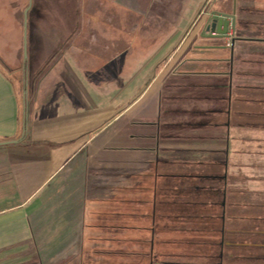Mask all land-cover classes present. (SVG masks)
I'll list each match as a JSON object with an SVG mask.
<instances>
[{"label": "crops", "instance_id": "1", "mask_svg": "<svg viewBox=\"0 0 264 264\" xmlns=\"http://www.w3.org/2000/svg\"><path fill=\"white\" fill-rule=\"evenodd\" d=\"M122 1L119 10L129 28L126 47H134L137 37L143 49L137 58L126 53L123 76L114 69L112 21L90 25L93 18L85 28L78 26L64 44L59 42L33 72L26 108L21 91L0 69V264H206L221 253L224 237L238 243L226 247V254L264 250V29L263 24H250L254 18L264 21V0H219L212 10L215 0H206L197 21L153 69L154 58L175 34L178 17L194 9V0ZM102 9H94L91 16ZM105 12L115 17L114 7ZM211 15L235 16L234 44L228 46L225 40L227 46L221 49L205 36L204 43L195 38L190 42L200 23L207 35ZM148 17L158 19L148 23ZM98 28L105 32L101 38ZM252 36L256 40H244ZM102 41V47L93 45ZM96 50L105 53L100 55L105 67L96 66L100 62ZM195 60H202L197 64L202 75L194 79L201 91L197 96L186 93L185 101L201 104L203 121L187 124L179 136L163 137L162 122L172 124L175 119L177 105L170 103L179 102L180 85L191 80L185 73L194 71ZM131 82L141 88L138 100L127 104L120 117L113 112L101 131L82 140L84 120L92 122L94 112L108 109L100 106L98 94L109 96L108 91L116 89L111 99L102 97L112 104ZM123 117L118 133L111 131ZM56 128L63 130L49 133ZM150 128L157 132L148 135ZM58 137L68 139L53 140ZM113 155L121 156L116 161L122 166L108 160ZM137 156L139 163L151 167H127ZM161 162L198 164L203 172H175ZM147 173L153 174L148 183L143 182ZM125 176L129 186H114ZM184 194L187 200H180ZM160 203L180 206L182 211L174 215L176 219L173 212L168 216L174 221L171 232L158 234L151 228L155 218L143 209L159 208ZM115 217L145 220L147 234L126 243L133 247L123 253L101 251L102 244L113 243L117 250L124 245L116 244L120 240L107 231L111 224H104ZM176 224L185 230L174 232Z\"/></svg>", "mask_w": 264, "mask_h": 264}, {"label": "rangeland", "instance_id": "2", "mask_svg": "<svg viewBox=\"0 0 264 264\" xmlns=\"http://www.w3.org/2000/svg\"><path fill=\"white\" fill-rule=\"evenodd\" d=\"M122 0H115L111 4L110 1L106 0H100L98 2H94V0H0V30L4 29V35L0 34V69L7 74L11 79L14 81L16 84V89L18 91H21L20 93L22 94L23 98L25 99V106L23 104V108H26L27 105V97H26V88L28 87V79H30V89H33V79H32V74L35 72L36 68L39 70V68L42 66V64L45 62L44 60H48L46 56H48V53H51L55 47L58 45V43H65V41L69 40L70 36L74 32V30L77 29V27L85 28L86 24H89V18L91 21L90 25H106L108 21H112V30L110 29V34L113 36L114 39V55H115V61L117 62L114 65V69L116 70L117 76H123L124 70L123 67L126 66V64L123 62L124 57L131 53L128 56H132V58H137L139 54L142 53L143 49H140L139 46V41L138 38L136 37L134 47L127 48L126 47V37H127V32L126 29H129L127 26V21L123 23V18H122V11L119 10V8L122 7ZM207 1L206 0H194V9H189L187 11L188 15L186 16H179V21L178 25L175 29V34H173V38L166 44L167 46L161 49L158 53V58H154V62L152 63V69L154 66V63L158 61V59L162 56L165 55L166 52H168L175 43H177L179 40L182 39L184 36L185 30H187L188 26L194 21V23L197 21L199 18V12L200 10H203L204 6L206 5ZM215 4H219V0H215L211 6V9H213ZM114 5V6H113ZM103 7L102 11H98L99 14L97 16L92 17L91 15L95 14L96 12L94 9L96 8H101ZM114 7V13L115 17H108L106 12L104 11L112 9ZM93 12H91V10ZM245 10L242 8L239 9V13L242 12L244 13ZM102 12V13H101ZM198 15V16H197ZM157 20L158 17H148V23H153L154 20ZM1 21H3L2 24ZM170 19L166 17L164 18V22H169ZM240 21V20H239ZM193 23V24H194ZM241 22H238L240 24ZM110 24V23H109ZM110 24V25H111ZM250 24H254L255 26H259L258 24L262 25L264 29V21L263 19L259 18H254L252 21H250ZM87 29V28H86ZM99 31L96 32L98 36L101 38V36L105 33L101 30L103 28H98ZM203 27L201 23L198 25L196 30L194 31V34L191 36V40H194L197 43H204L203 37ZM132 33V32H131ZM135 34V33H132ZM137 34L136 36H138ZM198 35V36H197ZM2 36H4V39H2ZM197 36V37H196ZM125 42V43H124ZM95 47H102L105 45L102 42H99L97 44H93ZM90 46H92L90 44ZM187 46H189V42L187 43ZM110 50V49H109ZM95 51V50H93ZM97 51V50H96ZM106 51V49H104ZM99 52V51H97ZM111 52V51H109ZM127 53V54H126ZM98 58L100 62L96 63V66L99 68L105 67L106 62L104 61V58H101L100 55L105 56V53H102L101 50L98 53ZM206 56H209L208 54ZM126 59V58H125ZM149 66V64L147 65ZM162 66V65H161ZM30 75V77H29ZM117 83V81H116ZM127 83V81H124V86ZM124 86H121L123 89ZM139 86V85H137ZM143 86V85H142ZM141 86V87H142ZM111 90V89H110ZM108 91L109 96H105L104 94L100 95L98 94L97 100H99V104L101 107H107V111L104 109H99L97 112H94L92 114V122H87L84 120L83 123V129H81L82 132V140L86 139V136H93L97 132L101 131L105 125H107L113 114L115 113V116H119L123 114L124 107L127 106L130 102H136L139 98V94L141 92V88L136 87L135 85L129 86L128 88L123 89V94L120 96L123 97H117L115 96L114 102L109 103L108 100L102 98L105 96V98H109L111 95L114 94L113 91ZM186 93L189 94V96L194 95L196 92L192 90L191 88L186 90H181L178 94L179 97L187 98ZM25 95V97H24ZM117 95V92H116ZM23 99V101H24ZM111 99V98H109ZM179 102L175 99L176 102L172 101L170 103L171 105L175 104L177 105L176 109L178 112L174 115H172L175 119H173L172 124L165 123V121L162 122L161 125V136H179L178 134H183L180 131L181 130H186L187 129V124H201L202 123V110H201V104H197L196 101H193L192 99L190 100L191 103L187 101H182L180 102V99L178 98ZM24 103V102H23ZM123 104V105H122ZM29 106V102H28ZM29 109V108H28ZM114 112V113H113ZM52 116L54 114H51ZM171 116V115H170ZM166 119L167 115L164 116ZM124 121V117L120 118L111 128V131H117V128L122 125ZM65 129V128H64ZM60 130H63L62 128L58 129H49V133L53 134L54 132H59ZM78 131V128H77ZM113 131V132H114ZM53 132V133H51ZM61 132V131H60ZM79 132V131H78ZM157 131L155 129H147L146 133L149 135L155 134ZM118 133V131L116 132ZM64 136V135H63ZM68 138L67 137H58V138H53V140H58V142H66ZM103 146V144H102ZM251 148H254L251 145H248ZM111 148V147H110ZM126 150H129L126 147H120ZM121 149V150H123ZM133 151V150H129ZM118 154V153H117ZM108 160L110 162H115V166H122L121 164L122 161H116L121 160V156L113 155V156H108ZM139 158H132L131 161H128L127 167L131 168H150L151 165L146 163L142 164L139 163ZM107 160L105 156H100L99 160ZM115 159V160H114ZM98 160V161H99ZM166 162H161V165L163 168L167 166L170 169H173L176 171H199L203 172L202 168L198 166V164H185V165H175L173 162L167 164H163ZM153 174L147 173V176H143L144 181L143 182H150L151 177ZM155 178V177H153ZM128 176L123 177L120 181H117L114 186L116 187H122L123 185H128L125 182H128ZM129 186V185H128ZM193 192V191H191ZM194 194V193H193ZM191 195V194H190ZM189 195V196H190ZM197 195V194H196ZM47 196V195H46ZM165 196V195H164ZM172 196V195H171ZM184 197H181L183 200H187L188 195L184 194L181 195ZM187 198H186V197ZM195 196V195H193ZM173 197V196H172ZM178 197V196H177ZM117 199H122V197H118ZM195 199H198L195 197ZM41 201V200H40ZM44 200H42L43 202ZM183 202V201H182ZM181 207H173V205H167L163 206L161 203L159 204V208L153 207V206H145L143 210H146V212H149L151 214L152 220L155 218L156 224L153 225L152 227L156 231V233L160 232H171L172 231V225L174 223L173 220H170V213L173 212L172 216L176 215V213L181 212L182 209ZM186 211H196L200 210L198 209H191V208H186L183 207ZM114 209V208H113ZM117 208H115L116 210ZM139 208L133 209V212L138 214ZM159 215H162L163 217H158ZM172 218V217H171ZM175 219L177 217H174ZM180 219H186V217H182ZM180 222H183L180 220ZM136 217L135 219H125L122 221V218H117L115 217L112 220L105 221L104 224L109 223L111 224L112 227L107 228V231L109 232V236L115 237L116 239H119L120 242L116 244H124V245L117 250L115 244H109L107 245H101V251H110L112 252H120L123 253L125 250H128L129 248H132V246L126 245V243L129 244V241L133 243V239H137L138 237H142L147 234V232L143 229L144 228V222ZM196 222L200 223L201 221L199 219L195 220ZM206 221V220H205ZM97 222H102L101 220H97ZM97 224V223H96ZM101 225L103 223H100ZM99 225V224H98ZM186 227L182 226H177L174 225V229L176 233L178 232H183ZM100 231H104V229H101ZM127 246V248H126ZM124 247V248H123ZM124 250H123V249ZM103 254V253H102ZM104 256L100 257V259H103ZM106 258V257H104ZM179 258H182L181 256ZM112 259V258H109ZM165 260V258H164ZM114 260H110V262H113ZM123 262V261H122ZM185 263V262H183ZM154 264H164L163 262H154Z\"/></svg>", "mask_w": 264, "mask_h": 264}, {"label": "flooded vegetation", "instance_id": "3", "mask_svg": "<svg viewBox=\"0 0 264 264\" xmlns=\"http://www.w3.org/2000/svg\"><path fill=\"white\" fill-rule=\"evenodd\" d=\"M236 40V38H234ZM227 39H224V41ZM225 45L224 47H226ZM226 223H223L222 230L226 231ZM232 231V230H230ZM238 244L234 239H223L221 243L222 251L218 256L210 258L206 264H264V250H254L250 254L239 255L235 253L226 254V247Z\"/></svg>", "mask_w": 264, "mask_h": 264}, {"label": "water", "instance_id": "4", "mask_svg": "<svg viewBox=\"0 0 264 264\" xmlns=\"http://www.w3.org/2000/svg\"><path fill=\"white\" fill-rule=\"evenodd\" d=\"M213 16L214 15L210 16L207 22V25H206V29L204 31V32H207V35H204L205 33H203V36L209 39H227L229 37L228 31L230 29V26L232 29H234L236 26L235 16L234 15L232 16L231 15H220L218 19L213 18ZM235 41L236 40L234 39L233 44L235 43Z\"/></svg>", "mask_w": 264, "mask_h": 264}, {"label": "trees", "instance_id": "5", "mask_svg": "<svg viewBox=\"0 0 264 264\" xmlns=\"http://www.w3.org/2000/svg\"><path fill=\"white\" fill-rule=\"evenodd\" d=\"M251 39H244V40H256V39H253L254 37H250ZM212 41H214L215 43L212 44V45H220V46H217L218 48H224L225 44H224V39H211ZM201 62L202 60H195V65H196V68L194 69V71H190L189 73H185V74H189L190 75V78L191 80H189V83L190 85H180V88H182L183 90L187 87L189 88H194V91L196 92L194 95L197 96L200 94V91L201 89V86L198 84L197 80H194L196 79L197 75H202V69H201ZM197 64H201L200 66H198ZM193 78V79H192ZM180 100H186L187 98H183V97H179ZM165 258V257H164Z\"/></svg>", "mask_w": 264, "mask_h": 264}, {"label": "built area", "instance_id": "6", "mask_svg": "<svg viewBox=\"0 0 264 264\" xmlns=\"http://www.w3.org/2000/svg\"><path fill=\"white\" fill-rule=\"evenodd\" d=\"M234 34L235 33H234L233 29L230 28V30L228 31L229 37L227 38L228 46H231V44L233 43L234 38H235V35Z\"/></svg>", "mask_w": 264, "mask_h": 264}]
</instances>
